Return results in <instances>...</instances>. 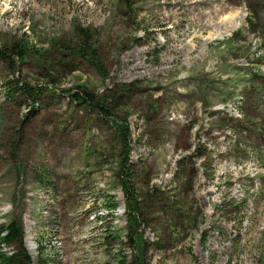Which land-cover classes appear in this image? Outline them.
I'll return each mask as SVG.
<instances>
[{"label":"rangeland","instance_id":"rangeland-1","mask_svg":"<svg viewBox=\"0 0 264 264\" xmlns=\"http://www.w3.org/2000/svg\"><path fill=\"white\" fill-rule=\"evenodd\" d=\"M14 37L48 57L0 59V232L33 264H264V0H0Z\"/></svg>","mask_w":264,"mask_h":264},{"label":"trees","instance_id":"trees-1","mask_svg":"<svg viewBox=\"0 0 264 264\" xmlns=\"http://www.w3.org/2000/svg\"><path fill=\"white\" fill-rule=\"evenodd\" d=\"M234 35L236 36L237 33H234ZM11 39L12 40L10 42V45L5 46L3 47V50H0V59H9V63H11L12 61L10 59L14 58L15 63H16V60H18L20 63V62H23L25 59H27V57H33L35 55L36 57L34 56V58H40L42 60V63H45L48 60V57H46L44 54H41L40 52H36L34 45H30L27 40L23 41L21 38L17 39L15 37ZM79 39L80 41L81 40L83 41L82 43H80L82 45H79L80 46L79 51L81 52V53L79 52V54H86L88 50L91 51L92 55L96 54L95 47L89 44V41L91 40V38H89L87 34L78 32V40ZM56 47L57 48L63 47L65 50H70L68 46H64L62 44H58L56 45ZM81 57L86 58L84 55H81ZM96 69L98 70V72H102V70H100V67L96 66ZM249 82H250V87L252 88V93L255 94L256 92H258L259 88L262 90L261 92H264V80H262V75L258 74L255 70L253 73H251ZM119 86L122 87V89H125V90L128 89V86L125 84H122ZM16 87L20 88L17 84H16ZM24 88H27V87H24ZM34 89L35 88L28 87L27 89L24 90L26 94H30L29 96H31V99H34L33 95L38 93V91H35ZM7 91L12 94L13 89L10 87L8 88ZM65 92H66L65 96H67L68 99L70 101H73L76 105L87 104L88 106L99 109L105 115L111 114L108 107H106L104 104L101 105V103L95 100L92 93H88L86 91L79 92V91H71V90H67ZM249 98L251 99L247 100V102H251L252 105L255 107L257 103L254 101V97L250 96L248 97V99ZM119 128L122 129V127L120 126ZM257 128L261 131V137L264 142V124L262 126H258ZM125 170H124V175H122L119 182H120V185L122 182V188H123L124 194L126 196H129L131 195V192H132V185L129 181L127 170L126 172ZM147 193L148 194H145V198H146L145 203L149 208L152 209V208L158 207L160 202L163 207L165 206L164 202H162L163 200L162 194H164L163 190H160L157 187L152 186L149 188V192ZM161 204H160V207H162ZM107 205H108L107 207L109 211L112 210L111 208L116 207L115 203L107 204ZM136 209H138V206ZM135 241L136 239L131 238L132 244L135 245ZM1 242L9 246H12L13 248L9 252H2V253L0 252V264H33V260L23 244V231L21 227L17 225L15 221L9 222L6 226L2 228V232H0V243ZM41 248L42 246H40V249ZM40 249H39V253H41ZM138 258L139 259L136 260L135 264L142 262V259L139 256ZM51 261H52L51 254L46 255L45 259L41 258V255L39 254V258L36 263L37 264H48Z\"/></svg>","mask_w":264,"mask_h":264},{"label":"bare ground","instance_id":"bare-ground-1","mask_svg":"<svg viewBox=\"0 0 264 264\" xmlns=\"http://www.w3.org/2000/svg\"><path fill=\"white\" fill-rule=\"evenodd\" d=\"M240 20H242V17H240ZM239 22H237V20L235 21V25H237ZM25 246H27V250H29V252L32 254L33 253V250H34V245H33V243H26V245Z\"/></svg>","mask_w":264,"mask_h":264}]
</instances>
